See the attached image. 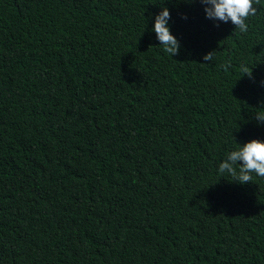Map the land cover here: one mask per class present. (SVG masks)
Instances as JSON below:
<instances>
[{
  "label": "trees",
  "instance_id": "obj_1",
  "mask_svg": "<svg viewBox=\"0 0 264 264\" xmlns=\"http://www.w3.org/2000/svg\"><path fill=\"white\" fill-rule=\"evenodd\" d=\"M254 6L241 33L199 0H0V264H264V177L218 171L264 141Z\"/></svg>",
  "mask_w": 264,
  "mask_h": 264
},
{
  "label": "clouds",
  "instance_id": "obj_2",
  "mask_svg": "<svg viewBox=\"0 0 264 264\" xmlns=\"http://www.w3.org/2000/svg\"><path fill=\"white\" fill-rule=\"evenodd\" d=\"M206 7L204 8L206 17L224 23L231 21L241 33L248 31L246 20L249 16H255L260 0H199ZM171 19L167 7L155 15V23L152 31L155 32L159 45L163 46V51L172 57L179 54L180 43L171 33L168 21ZM203 59L211 62L213 52L206 54ZM227 71L231 64L222 65ZM243 76L252 77V67L241 66ZM254 114L258 122H264V108L258 109ZM238 165V168H237ZM221 174L227 173L233 177V181L239 184L252 182V173L264 177V141L252 139L244 144H239L236 150L227 153L226 158L218 166Z\"/></svg>",
  "mask_w": 264,
  "mask_h": 264
}]
</instances>
